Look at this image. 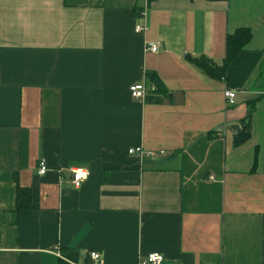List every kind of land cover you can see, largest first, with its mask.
<instances>
[{"label": "crops", "instance_id": "crops-1", "mask_svg": "<svg viewBox=\"0 0 264 264\" xmlns=\"http://www.w3.org/2000/svg\"><path fill=\"white\" fill-rule=\"evenodd\" d=\"M240 27L225 74L195 61L223 66ZM148 71L164 89L132 97ZM69 248L74 264H264V0H0V264Z\"/></svg>", "mask_w": 264, "mask_h": 264}, {"label": "trees", "instance_id": "trees-1", "mask_svg": "<svg viewBox=\"0 0 264 264\" xmlns=\"http://www.w3.org/2000/svg\"><path fill=\"white\" fill-rule=\"evenodd\" d=\"M134 12H136V14L140 13L139 8H134ZM252 35L253 34L250 28L240 27L234 33L227 36V53L224 64L221 67L213 66V64H211L204 58H199L195 61L200 66L204 67V69L211 75L220 76L222 74H225L226 69L231 61L236 57L238 53H240L247 47L248 43L252 39ZM146 79L148 80L149 84H152L156 87L155 91H162L164 89L163 82L160 80L156 72H146ZM250 136L251 132L247 126L238 132L235 138V144L240 145L244 143L250 138ZM30 192L31 191L29 188L18 186V208H28L31 206L28 197ZM63 256H65V258H62L59 264H74V262H77V253H75L73 248L65 249L63 251Z\"/></svg>", "mask_w": 264, "mask_h": 264}, {"label": "built area", "instance_id": "built-area-1", "mask_svg": "<svg viewBox=\"0 0 264 264\" xmlns=\"http://www.w3.org/2000/svg\"><path fill=\"white\" fill-rule=\"evenodd\" d=\"M145 29L144 26H137V31H143ZM146 49L151 50L153 52H157L160 49L159 43L148 41L146 43ZM156 87L152 84H148L147 80L144 78L143 81L135 83L130 86V92L132 97L134 98H146L148 92L155 91ZM225 98L228 104L232 105L235 103L236 98V90L233 88H226L224 91ZM129 152L131 154L138 155L140 157H154L157 155V152L152 150H145L142 147H134L130 148ZM160 154L165 155V151L161 150ZM47 171V166L45 165L44 161L40 163V173L44 174ZM72 183L75 187H80L84 180L88 177V171L82 167H72ZM91 257L93 259H98L100 254L98 252H91ZM164 255L159 252H150L145 257L140 259L138 264H162L164 261Z\"/></svg>", "mask_w": 264, "mask_h": 264}]
</instances>
